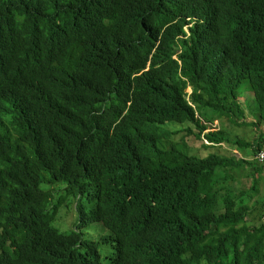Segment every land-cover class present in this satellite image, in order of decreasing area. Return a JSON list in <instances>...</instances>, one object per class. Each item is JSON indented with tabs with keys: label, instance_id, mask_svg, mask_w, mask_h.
I'll return each instance as SVG.
<instances>
[{
	"label": "trees",
	"instance_id": "obj_1",
	"mask_svg": "<svg viewBox=\"0 0 264 264\" xmlns=\"http://www.w3.org/2000/svg\"><path fill=\"white\" fill-rule=\"evenodd\" d=\"M261 127L264 0H0V264H264Z\"/></svg>",
	"mask_w": 264,
	"mask_h": 264
},
{
	"label": "rangeland",
	"instance_id": "obj_2",
	"mask_svg": "<svg viewBox=\"0 0 264 264\" xmlns=\"http://www.w3.org/2000/svg\"><path fill=\"white\" fill-rule=\"evenodd\" d=\"M187 91H188L189 95L192 92L191 88H189ZM246 107L247 108L248 107L254 108V104L252 102L251 103L249 102ZM223 122H225V123L222 124L220 121L215 120L212 124H208L207 128H209L210 132H216L219 130V128H223V127L231 128V127H229L228 122H226V121H223ZM188 127L195 130V127L192 126L191 123H190V125H185V126H173V125H171V126L166 127V130L169 133V135L171 136V139L174 140L173 143L177 144L180 148L191 153L192 155L205 157V156H208L209 154L217 151V152H219V154L231 156L230 155L231 151L227 150L230 148V146H227V145L222 146L220 148H217L218 149L217 150L215 148H211L208 143H205L204 144L205 146L203 147V142L199 139H197L194 144H191V141L185 138V136H186L185 130H187ZM261 128H262V130L264 129V127H261ZM195 132H196V130H195ZM254 133H255V131L251 130V129H244L243 128V129L238 130V135L241 138V140H245L247 142H250L252 140L253 136L255 135ZM235 152L238 156H245L246 155L241 150H238ZM242 172H243V170H242ZM58 194H60V193L57 192V196H58ZM257 196H259L261 198L264 197V181L260 183V189H259V193ZM258 222H259V219L255 223H258ZM69 223H70V221H68L66 224V225H68V227L70 226ZM61 224H63V219L61 220ZM146 254L147 253H141L140 255H146Z\"/></svg>",
	"mask_w": 264,
	"mask_h": 264
},
{
	"label": "built area",
	"instance_id": "obj_3",
	"mask_svg": "<svg viewBox=\"0 0 264 264\" xmlns=\"http://www.w3.org/2000/svg\"><path fill=\"white\" fill-rule=\"evenodd\" d=\"M259 158L264 161V151L260 153Z\"/></svg>",
	"mask_w": 264,
	"mask_h": 264
}]
</instances>
